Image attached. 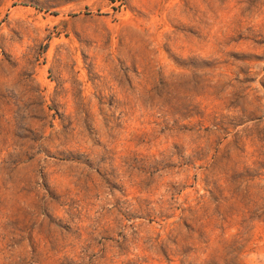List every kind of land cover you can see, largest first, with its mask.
Masks as SVG:
<instances>
[{
    "label": "rangeland",
    "instance_id": "374dc122",
    "mask_svg": "<svg viewBox=\"0 0 264 264\" xmlns=\"http://www.w3.org/2000/svg\"><path fill=\"white\" fill-rule=\"evenodd\" d=\"M0 264H264V0H0Z\"/></svg>",
    "mask_w": 264,
    "mask_h": 264
}]
</instances>
